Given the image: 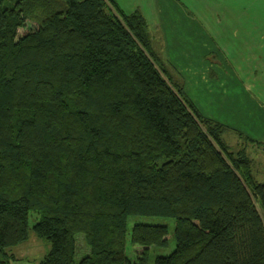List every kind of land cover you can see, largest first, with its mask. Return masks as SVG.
<instances>
[{"label": "trees", "instance_id": "trees-1", "mask_svg": "<svg viewBox=\"0 0 264 264\" xmlns=\"http://www.w3.org/2000/svg\"><path fill=\"white\" fill-rule=\"evenodd\" d=\"M162 55L116 0H0V264L30 230L38 264H264L254 159ZM132 216L174 229L134 223L129 257Z\"/></svg>", "mask_w": 264, "mask_h": 264}, {"label": "crops", "instance_id": "crops-1", "mask_svg": "<svg viewBox=\"0 0 264 264\" xmlns=\"http://www.w3.org/2000/svg\"><path fill=\"white\" fill-rule=\"evenodd\" d=\"M116 2L142 11L173 79L203 115L253 140L240 143L264 147V0ZM210 3L221 17L199 14Z\"/></svg>", "mask_w": 264, "mask_h": 264}, {"label": "rangeland", "instance_id": "rangeland-1", "mask_svg": "<svg viewBox=\"0 0 264 264\" xmlns=\"http://www.w3.org/2000/svg\"><path fill=\"white\" fill-rule=\"evenodd\" d=\"M183 4L186 5V7H190L193 2H196L198 4H203L204 0H179ZM206 1V0H205ZM262 7L264 9V2L261 3ZM195 6V5H194ZM211 10L207 7L199 8L200 11L199 14L203 18H214V14H217L221 17L220 7L216 6L214 3H210ZM262 8H258V11L263 12ZM137 10V9H136ZM139 10V9H138ZM190 11V10H189ZM142 13V11H140ZM143 14V13H142ZM223 139L226 142V144L230 147L231 150H237L239 146H236L237 143H240L239 136L235 130L232 128H226L225 133L223 135ZM244 144H240V146L245 147L244 149L247 150V153L254 159V175L261 181L264 180V147L263 146H249L247 143H243V140L241 142ZM249 143V142H248ZM252 147V150L250 149ZM258 147V148H256ZM37 214V213H36ZM30 219V225L32 224V221L36 220L35 212L31 211L29 215ZM141 222V223H148V224H166L169 228V231L172 232L174 229V220L171 218H159V217H148V216H132L128 219L127 228H128V236H127V243H126V253L129 257H134V251L133 248L130 246L129 242V234L131 231V228L134 223ZM77 237V236H76ZM77 246L81 249L83 247L82 240L79 238L78 235V241ZM174 247V243L172 242L167 249H157L153 250L154 252L150 254L148 264H153V259L155 255L162 254L167 255L169 254ZM10 253H13V261L11 264H38L39 260L43 257L45 253L49 250V243L45 241L44 239H41L35 235V233L30 230L28 239L16 246L9 248Z\"/></svg>", "mask_w": 264, "mask_h": 264}]
</instances>
